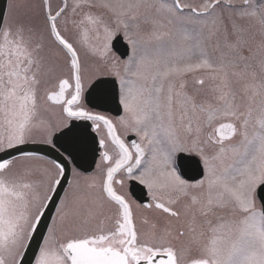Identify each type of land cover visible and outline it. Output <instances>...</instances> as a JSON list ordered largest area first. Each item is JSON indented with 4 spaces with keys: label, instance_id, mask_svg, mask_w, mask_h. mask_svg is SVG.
<instances>
[{
    "label": "snow or ice",
    "instance_id": "6c2138e0",
    "mask_svg": "<svg viewBox=\"0 0 264 264\" xmlns=\"http://www.w3.org/2000/svg\"><path fill=\"white\" fill-rule=\"evenodd\" d=\"M85 133L104 167L69 180ZM0 264H264V0H10Z\"/></svg>",
    "mask_w": 264,
    "mask_h": 264
},
{
    "label": "flooded vegetation",
    "instance_id": "af4514ba",
    "mask_svg": "<svg viewBox=\"0 0 264 264\" xmlns=\"http://www.w3.org/2000/svg\"><path fill=\"white\" fill-rule=\"evenodd\" d=\"M31 2L33 4H41L42 0H31ZM53 9L55 10L58 6L62 5V0H51ZM69 3H71V0H69ZM70 38H74V34L70 33L69 34ZM83 58V57H82ZM86 62H90V61H86ZM44 88H56V90H58V87L56 86V81L55 79L49 80L47 83L42 85V92ZM90 108H92L94 111H99L102 112L103 114H105L106 116H108L109 118L113 119V121L115 122L118 117L120 115H123V112L120 108L117 107V105H113L106 108H100V107H94V104H89L88 105ZM41 116L46 118V119H52V120H56V119H60L63 118L59 108H55L53 111L50 112H41ZM117 131L119 134L122 135V138H135L132 136V134H127V136H125L124 134V129L119 127L117 128ZM102 137L106 138V129H101V132L99 134ZM81 143V147L79 149V151L77 152V157H78V163H74L70 158L67 161L66 164V169H67V177H69L68 179H71V168L73 166H78L79 170L84 174V175H99L100 170L104 167L103 162L100 159V151L101 149L99 148V144L98 142H93L92 138L89 134L85 133L80 140ZM57 148H59V145H57ZM41 149L44 150V147H42ZM55 151V155L54 157L49 156V155H45L43 153H41L42 155L47 156L50 159H55L57 158V149H53ZM107 151H109L110 154L114 153L113 150V146L108 143L107 144ZM60 152H63V149H59ZM66 155V154H65ZM97 164H100L101 168L98 169L96 167ZM129 184V190L132 192L133 194V198L137 201V202H146L147 201V196H146V189L143 188V186L138 185L137 182L135 181H130L128 182ZM149 216V217H154L156 216V213L154 212H149V211H145V210H138L136 213V217H137V224L139 227V220L141 216Z\"/></svg>",
    "mask_w": 264,
    "mask_h": 264
},
{
    "label": "water",
    "instance_id": "95a60500",
    "mask_svg": "<svg viewBox=\"0 0 264 264\" xmlns=\"http://www.w3.org/2000/svg\"><path fill=\"white\" fill-rule=\"evenodd\" d=\"M8 0H0V17L6 14V7H7ZM123 46L121 45L120 51L122 52ZM111 101V100H110ZM33 149L41 147L40 145H31L30 146ZM42 152H44L47 155H50L49 149H44Z\"/></svg>",
    "mask_w": 264,
    "mask_h": 264
}]
</instances>
